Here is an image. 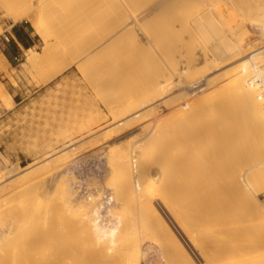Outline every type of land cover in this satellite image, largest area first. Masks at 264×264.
Returning <instances> with one entry per match:
<instances>
[{
	"label": "bare ground",
	"instance_id": "1",
	"mask_svg": "<svg viewBox=\"0 0 264 264\" xmlns=\"http://www.w3.org/2000/svg\"><path fill=\"white\" fill-rule=\"evenodd\" d=\"M36 1L0 0V8L12 25L29 21L43 56L67 41L72 64L88 71L83 89L127 94L106 105L107 126L92 131L100 118L92 117L74 132L68 126L56 133L41 163L21 167L32 169L20 183L7 186V171L0 173V264H40L43 246L51 243L49 264H264V199L255 191L264 180V0H87L68 26L55 30L53 42L32 13ZM247 26L259 34L254 50L245 42ZM25 55L29 63L32 51ZM110 68L113 74L102 75ZM219 69V77L209 76ZM2 89L0 98L12 101ZM102 148L108 193L98 201L103 192L92 186L97 194L88 210L84 200L74 204V182L54 177ZM217 179L227 195L219 198L229 203H214L238 217L228 218V208L220 219L207 211L215 196L209 184ZM207 186L212 197L203 193L201 216L192 204ZM49 187L61 189L63 203L79 215L66 228L90 237L92 249L65 241L63 227L56 235L29 228L39 216L22 198ZM116 204L126 214L114 210ZM244 206L246 212L239 210ZM215 226L219 231H208ZM159 229L167 234V251L152 241Z\"/></svg>",
	"mask_w": 264,
	"mask_h": 264
},
{
	"label": "rangeland",
	"instance_id": "2",
	"mask_svg": "<svg viewBox=\"0 0 264 264\" xmlns=\"http://www.w3.org/2000/svg\"><path fill=\"white\" fill-rule=\"evenodd\" d=\"M86 1L87 0H38L32 5V13L35 14L39 19L41 27L46 33L48 39L53 42V39L56 37L54 33L55 30L59 27L68 26L71 23V19L73 18L74 13L85 8L84 4L86 3ZM19 23L27 27L30 43L25 45L23 43H20L14 49L16 53L13 54L10 52L11 44L9 42V39L7 38V41L5 40L6 31L8 35L10 25H12V23L10 19L5 16L4 9L0 8V85L3 88L2 91L9 94L12 98V101L0 98V173H5L7 171V186L14 183H20L27 175V173L32 169L31 167H29L26 170H22L21 167L30 164V166H33L34 163H38V161L39 163H41V160H43V158H45V156L49 154V149L44 147L46 146L47 141L51 138L56 139L58 137L57 134L65 131L66 127L69 126V128L66 129L67 131L69 130L71 132H74L80 121L81 123L87 122L88 118L92 119V117H100L98 118V120L94 118V120L96 119L97 121L95 120L94 123V125L96 126L91 127L92 131H95L98 128L101 129L103 128V126L105 127V125L107 126L111 122V119L107 114L106 105L117 99H123L127 94L126 91L123 92L118 89H83V75H87L88 71L84 70V73H82L81 71L77 70L76 67L72 64V46L67 41H59L54 46H52L47 57L43 56L41 52L42 42L40 38L33 32L29 21L23 20ZM92 31L94 33L99 32V25L93 26ZM247 31L248 34H246L245 42L250 45L251 50H254L258 46V42L260 41L259 34L250 26H247ZM26 49H29L30 52L32 51L33 54L32 59L29 63L25 61ZM35 51L39 53H36ZM222 70L223 69L213 71L209 74V76L219 77L220 75L218 74ZM114 72V68L105 69L102 75L107 76L113 74ZM75 123L76 125H74ZM71 125H74L73 128L71 127ZM52 141L54 142L55 140ZM56 145L51 146V148L56 147ZM57 149L59 148H56L55 150ZM96 149L91 150L90 152H86L80 155L78 158H95L99 160L104 166L106 164V161L103 157V154L107 149L102 148L100 150L101 154L100 152H97V154L95 152L91 155L90 153L92 151H95ZM56 155L54 154L53 157H55ZM64 169L65 168L61 169V173H63L61 174L59 171L54 179L57 180V178L65 174V177H63L69 178V180L74 182L75 188L77 189L75 178L68 172V169ZM106 177L107 175H105V171H103V173L99 177L90 179L88 178L87 180L90 187L94 186L97 189V192H99V190L103 192L99 193V196L97 195L98 201H104V197L107 196V188H105L104 186ZM54 179L50 181L52 182L51 184H54L53 182L56 181ZM210 183L211 184L209 185H214L212 189V191H214L215 193V196H213V200H204L205 197H203V193L206 196L208 195V198L212 197L210 195L212 194V191L210 192V187L208 188L207 186V189H205L204 192L202 191L200 194L196 195V198L194 200L196 204L193 203L192 208L194 210V213L196 211H201V213L198 212V214L200 215L202 213L204 214L206 209L210 213L214 211L213 213L215 215L218 213L216 217L220 219L219 217L224 216V214L221 212H224V209L228 208L227 206L225 207V204L228 205L229 203V201H221L219 198L221 197L220 195L224 194L223 190L225 189V185L218 179ZM262 183L264 184V180L259 184L261 187L264 186ZM95 185H98V187L100 188ZM102 187H104L105 190H101ZM215 187L216 189L219 188V190H221L222 192H216L218 190H214ZM261 187H259V189L256 186L255 191L258 195L260 194L259 198L263 200L264 196L262 193L264 192V187ZM46 191H48V193ZM95 193L90 195V197H92V200L88 201L86 196H81L77 192L75 195L76 200L74 201V204L78 203L80 200H84L87 205L90 204L91 206L97 194ZM224 195L227 196L226 194ZM225 196L223 199H226ZM215 198H219L221 204L222 202H226L225 204H223L224 209L223 207L219 208L221 204H219L220 202L217 201L218 199L215 201V203L217 202L218 204L216 203V205H214ZM63 200V191L58 188L52 189V187H49L45 191L41 189L37 190L34 195L22 198L24 205L28 207L29 210L31 209L33 211H37L39 216L37 223H35V221L31 222V226L29 228L37 229L40 233H51L52 235H56L55 233H57V227H63L65 228V230H63V239L65 241H67L66 239H68V241H71L73 243H83L87 246L88 244H90L89 242H91L90 237H88L85 233L80 232L78 229L66 228L68 221H70V219L77 220V217L79 218V215L73 210L72 207H67L63 203ZM12 201L13 200L9 201V209L14 207L13 205L11 207V204H13ZM14 201H16V203L19 202V200L17 201V199H14ZM204 201H206L207 203ZM209 201L210 203H212L213 201V204H209ZM205 203L206 205L209 204L208 206L213 207H207ZM18 204L21 203L19 202L16 205L14 203L15 206H17ZM214 206H217V210L214 208ZM115 207H113V209L117 212H123V215L126 214L124 213L126 209H121L119 211V206L117 207V204ZM86 208L89 210V205L88 207L86 206ZM86 208H84V210ZM158 208L160 209V211L163 210L160 204H158ZM202 208L204 211L202 210ZM211 208L213 209L211 210ZM243 208H245V206L241 207L239 210ZM229 209L230 208H228V210L225 209V213L230 212L229 214H231V209ZM245 209H243L244 212H246ZM239 210L238 212L236 210L237 214H241L242 211L240 212ZM161 213H163L167 220L170 219V217L166 214V212H164V210ZM219 213L223 215L218 216ZM234 214L235 213L231 214L230 216L228 215V218L230 217L231 219V216H233ZM194 215V218H197L199 216L197 214ZM201 216H199L200 221V218H202ZM235 216L237 215L235 214L234 217ZM240 216H245V213L242 212V215ZM169 221L170 223H172V225H174L171 219ZM200 221L198 223L202 224V222ZM216 226L219 225L217 224ZM216 226L210 227L208 231L211 232L213 229H215L214 232H216ZM174 228L178 232L177 227L175 226ZM217 231L219 230L217 229ZM214 232L212 231L211 233ZM152 238V241L161 249H163L164 251L168 250L169 240L164 230L159 229V233H155ZM51 245L52 243L49 244L50 252L52 249L54 250V247L50 248ZM83 247L84 248L81 250L86 249V251L84 250L85 252L89 250V247ZM43 248H45V250L47 249L46 252L49 251L48 248L44 246ZM42 249L41 253L45 252ZM90 252L92 251H89V254H91ZM45 253L41 254L40 264H45V262H47L46 264H49V262H53L50 259L51 255L49 254L50 256L48 255L49 257L47 258V255L45 256ZM80 253L82 255H85L83 251H80ZM57 264L65 263L57 262Z\"/></svg>",
	"mask_w": 264,
	"mask_h": 264
},
{
	"label": "built area",
	"instance_id": "3",
	"mask_svg": "<svg viewBox=\"0 0 264 264\" xmlns=\"http://www.w3.org/2000/svg\"><path fill=\"white\" fill-rule=\"evenodd\" d=\"M5 40L7 41V38ZM69 171L76 180L75 183L79 194L89 198L90 195L95 193V189L90 187L87 180L88 178L99 177L104 171V166L95 158H77L69 167Z\"/></svg>",
	"mask_w": 264,
	"mask_h": 264
},
{
	"label": "crops",
	"instance_id": "4",
	"mask_svg": "<svg viewBox=\"0 0 264 264\" xmlns=\"http://www.w3.org/2000/svg\"><path fill=\"white\" fill-rule=\"evenodd\" d=\"M6 38L9 39V42L11 44L10 52L13 54L16 53L14 49L20 43H23L24 45L30 43L27 27L19 22H17V24L15 23L13 25H10V30L8 32V35L6 31Z\"/></svg>",
	"mask_w": 264,
	"mask_h": 264
}]
</instances>
